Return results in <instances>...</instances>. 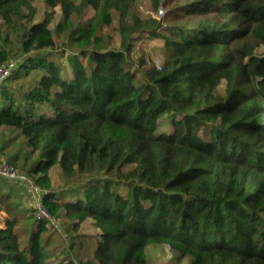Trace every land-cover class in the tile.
<instances>
[{"label": "trees", "instance_id": "obj_1", "mask_svg": "<svg viewBox=\"0 0 264 264\" xmlns=\"http://www.w3.org/2000/svg\"><path fill=\"white\" fill-rule=\"evenodd\" d=\"M33 2L0 0V66L18 61L0 128L25 140L49 217L0 177V264H146L150 244L187 264H264V0H151L166 23L136 0H44L39 20ZM114 19L115 48L102 33ZM152 37L160 63H136L134 41ZM59 217L91 220L89 254L71 251L82 238L51 244Z\"/></svg>", "mask_w": 264, "mask_h": 264}, {"label": "rangeland", "instance_id": "obj_2", "mask_svg": "<svg viewBox=\"0 0 264 264\" xmlns=\"http://www.w3.org/2000/svg\"><path fill=\"white\" fill-rule=\"evenodd\" d=\"M33 5L35 7V20H39L43 17L45 11H48L44 0H34ZM160 9V8H159ZM158 11L154 10L152 7L151 0H136L134 11L142 19H159L163 23H166L164 19L165 7H161L163 12L160 14ZM92 11L88 9L86 15L87 17L91 15ZM62 12L60 6L54 8L53 17L50 26L55 27L56 23L61 18ZM102 33H107L111 36L109 44L111 47L119 46V35L116 31V22L115 19L112 22V25L105 27ZM56 45H60V40L55 36ZM134 50L131 52V58L138 63L140 58H144L147 63H154L158 65L162 58V47L163 40L161 38L152 37L147 39L137 38L134 41ZM264 50L263 47H260L257 52L262 53ZM15 65L17 60L14 58L10 59ZM8 63V62H7ZM5 63L4 65H6ZM14 65V67H15ZM7 77V76H6ZM5 77V78H6ZM1 79L0 83L5 79ZM26 80L19 78L17 81H9V86L13 87L15 90L20 88L21 83H25ZM30 152L26 145L23 137L18 133L17 130L10 127H1L0 128V177L3 179V186L10 185L12 189L16 192L18 191L19 199L25 206L35 205L37 207V202L39 201L40 190L33 185L30 176L27 174L25 169V164L31 161ZM17 155V165L11 163V156ZM26 156V159H25ZM6 166V173H3L5 169H1V165ZM10 172H13V175H9ZM53 188L56 190L62 189L67 185L66 178L60 173L57 168H53L49 172ZM37 216H43L48 218L49 214L37 207L35 212ZM8 214L0 206V226H4L7 220ZM48 231L51 233V239L53 243L63 244L65 243V248L68 247L70 240L73 238H82L78 239L75 243L72 250H78L80 254H89L93 248L95 241L93 237L96 236L97 230L92 226L91 220L86 219L80 227L77 229H72L70 220H66L63 217H59L53 222H48ZM147 258L146 264H187L188 256H180L177 252L172 250L167 244H150L146 249Z\"/></svg>", "mask_w": 264, "mask_h": 264}, {"label": "built area", "instance_id": "obj_3", "mask_svg": "<svg viewBox=\"0 0 264 264\" xmlns=\"http://www.w3.org/2000/svg\"><path fill=\"white\" fill-rule=\"evenodd\" d=\"M159 12H160V14L163 12V10L160 8L159 9ZM14 63L12 62V61H10V62H8L6 65H2V66H0V80L1 79H3V78H5L9 73H10V71L14 68ZM6 168V166L4 165V164H2L1 165V169H5ZM3 173H6V169H5V171L3 172ZM14 173L13 172H10V174L9 175H13ZM38 204H37V207L39 208V209H41V210H44L42 207H41V205H40V202L38 201L37 202ZM45 211V210H44Z\"/></svg>", "mask_w": 264, "mask_h": 264}]
</instances>
